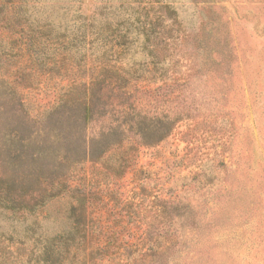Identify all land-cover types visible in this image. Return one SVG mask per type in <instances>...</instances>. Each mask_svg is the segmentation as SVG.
<instances>
[{"label": "rangeland", "instance_id": "obj_1", "mask_svg": "<svg viewBox=\"0 0 264 264\" xmlns=\"http://www.w3.org/2000/svg\"><path fill=\"white\" fill-rule=\"evenodd\" d=\"M58 235L264 264V0H0V264Z\"/></svg>", "mask_w": 264, "mask_h": 264}, {"label": "trees", "instance_id": "obj_2", "mask_svg": "<svg viewBox=\"0 0 264 264\" xmlns=\"http://www.w3.org/2000/svg\"><path fill=\"white\" fill-rule=\"evenodd\" d=\"M108 147H110V145L107 146V148ZM51 197L52 195L47 196V198ZM43 198V203L45 204L47 201L46 196ZM83 231L85 232L86 230L84 229ZM49 246L51 247L53 254L59 255L60 264H88L86 258L91 242L86 238L76 240L72 238L71 235L69 237H61L58 235ZM77 255H80L84 260L79 261L76 257Z\"/></svg>", "mask_w": 264, "mask_h": 264}]
</instances>
